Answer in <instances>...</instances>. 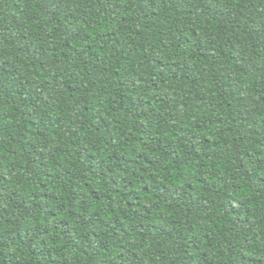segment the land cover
I'll use <instances>...</instances> for the list:
<instances>
[{
    "label": "trees",
    "instance_id": "16d2710c",
    "mask_svg": "<svg viewBox=\"0 0 264 264\" xmlns=\"http://www.w3.org/2000/svg\"><path fill=\"white\" fill-rule=\"evenodd\" d=\"M0 264H264V0H0Z\"/></svg>",
    "mask_w": 264,
    "mask_h": 264
}]
</instances>
